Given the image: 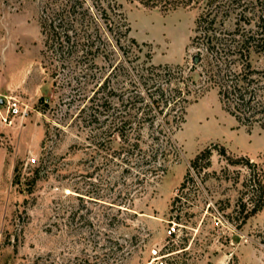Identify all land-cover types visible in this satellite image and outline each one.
<instances>
[{"label": "rangeland", "instance_id": "rangeland-1", "mask_svg": "<svg viewBox=\"0 0 264 264\" xmlns=\"http://www.w3.org/2000/svg\"><path fill=\"white\" fill-rule=\"evenodd\" d=\"M115 1L140 61L187 68L204 56L191 42L203 3L164 10ZM240 2L246 18L218 21L264 32V0ZM39 5L0 0V264H264V204L244 219L247 167L228 161L264 162V125L238 122L212 87L186 105L162 170L136 174L89 108L106 63L78 65L44 50ZM262 44L251 62L264 69ZM194 65L197 79L201 60ZM208 146L209 162L195 172L190 161Z\"/></svg>", "mask_w": 264, "mask_h": 264}, {"label": "trees", "instance_id": "trees-1", "mask_svg": "<svg viewBox=\"0 0 264 264\" xmlns=\"http://www.w3.org/2000/svg\"><path fill=\"white\" fill-rule=\"evenodd\" d=\"M137 1L164 10L203 3L191 39L192 44L204 49L203 57L196 54L201 60L197 79L192 74L194 64L184 68L140 61L134 50L138 43L129 36L130 27L115 0H39L44 50L56 60L78 65H96L97 59L106 63L107 71L98 76L89 108L97 112L95 121L101 133H112L120 141L116 155L121 162L136 174L156 176L162 170V158L168 155L167 146L173 145L172 135L183 121L186 105L212 87L238 122L264 125V69L251 62L255 45L264 43L263 29L259 24L255 30H241L239 26L229 29L225 20L218 21L223 13L228 16L234 12L237 20L246 18L241 0ZM221 151L225 153L223 147ZM211 153L208 146L196 154L190 161L191 169L198 171L201 161L209 162ZM239 160L246 164L248 174L240 198L245 219L264 204V162L228 157L230 163ZM189 175L173 203L180 198Z\"/></svg>", "mask_w": 264, "mask_h": 264}, {"label": "built area", "instance_id": "built-area-1", "mask_svg": "<svg viewBox=\"0 0 264 264\" xmlns=\"http://www.w3.org/2000/svg\"><path fill=\"white\" fill-rule=\"evenodd\" d=\"M11 108H12L11 111L13 112V114L19 113V109L14 104H12ZM31 161L34 162V158H31ZM168 233H171V231L168 230Z\"/></svg>", "mask_w": 264, "mask_h": 264}, {"label": "water", "instance_id": "water-1", "mask_svg": "<svg viewBox=\"0 0 264 264\" xmlns=\"http://www.w3.org/2000/svg\"><path fill=\"white\" fill-rule=\"evenodd\" d=\"M199 61H200V58H199L197 55L193 56V58H192V62H193L194 64H197Z\"/></svg>", "mask_w": 264, "mask_h": 264}]
</instances>
